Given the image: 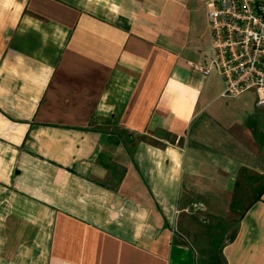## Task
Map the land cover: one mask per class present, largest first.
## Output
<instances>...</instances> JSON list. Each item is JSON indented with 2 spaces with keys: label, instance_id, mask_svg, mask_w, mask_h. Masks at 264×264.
Wrapping results in <instances>:
<instances>
[{
  "label": "crops",
  "instance_id": "obj_1",
  "mask_svg": "<svg viewBox=\"0 0 264 264\" xmlns=\"http://www.w3.org/2000/svg\"><path fill=\"white\" fill-rule=\"evenodd\" d=\"M209 1L0 0V264H264V107L221 96Z\"/></svg>",
  "mask_w": 264,
  "mask_h": 264
},
{
  "label": "built area",
  "instance_id": "obj_2",
  "mask_svg": "<svg viewBox=\"0 0 264 264\" xmlns=\"http://www.w3.org/2000/svg\"><path fill=\"white\" fill-rule=\"evenodd\" d=\"M207 20L221 96L254 91L264 107V0H210Z\"/></svg>",
  "mask_w": 264,
  "mask_h": 264
},
{
  "label": "rangeland",
  "instance_id": "obj_3",
  "mask_svg": "<svg viewBox=\"0 0 264 264\" xmlns=\"http://www.w3.org/2000/svg\"><path fill=\"white\" fill-rule=\"evenodd\" d=\"M202 3H206L208 0H201ZM263 179L251 172L241 173L237 186L235 189L233 201L230 207L227 221H212L196 218L191 221L194 228V239L197 242V246L202 251L208 252L217 245L221 239L230 235L234 229L238 217L246 207V203L251 201L257 189L258 185H262ZM205 252L203 253L205 255Z\"/></svg>",
  "mask_w": 264,
  "mask_h": 264
},
{
  "label": "clouds",
  "instance_id": "obj_4",
  "mask_svg": "<svg viewBox=\"0 0 264 264\" xmlns=\"http://www.w3.org/2000/svg\"><path fill=\"white\" fill-rule=\"evenodd\" d=\"M18 60L22 63V57L18 56ZM54 71H55L54 69H51V68L48 69V72L50 74ZM3 91H4V89L0 88V92H3ZM125 212L128 213L129 219L134 221L133 238L137 239V240L141 239L144 236L145 231L148 228H150V225H148V223H147V220H148L147 211L143 208L136 210V209H127V208L121 206L117 219H119V217L123 216V214Z\"/></svg>",
  "mask_w": 264,
  "mask_h": 264
},
{
  "label": "trees",
  "instance_id": "obj_5",
  "mask_svg": "<svg viewBox=\"0 0 264 264\" xmlns=\"http://www.w3.org/2000/svg\"><path fill=\"white\" fill-rule=\"evenodd\" d=\"M258 192H261V190H260V191H258Z\"/></svg>",
  "mask_w": 264,
  "mask_h": 264
}]
</instances>
